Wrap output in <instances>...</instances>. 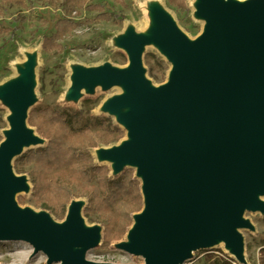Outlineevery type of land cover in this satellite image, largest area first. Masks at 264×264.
<instances>
[{
    "label": "water",
    "instance_id": "water-1",
    "mask_svg": "<svg viewBox=\"0 0 264 264\" xmlns=\"http://www.w3.org/2000/svg\"><path fill=\"white\" fill-rule=\"evenodd\" d=\"M207 17L212 29L196 46L177 33L168 38L163 27L167 51L176 42L179 71L162 94L146 88L140 57L131 70L111 67L91 78L130 87L134 110L121 118L132 125L133 139L113 157L123 162L120 171L138 166L145 182L146 209L131 241L146 264L183 263L218 238L239 252L242 213L264 210L257 199L264 191V1L223 19ZM143 40L133 47L140 55ZM13 131L0 152V240L29 241L51 263L94 264L75 249L94 246L99 228H84L79 214L57 226L14 203L26 189L10 164L26 139L22 114Z\"/></svg>",
    "mask_w": 264,
    "mask_h": 264
},
{
    "label": "rangeland",
    "instance_id": "rangeland-1",
    "mask_svg": "<svg viewBox=\"0 0 264 264\" xmlns=\"http://www.w3.org/2000/svg\"><path fill=\"white\" fill-rule=\"evenodd\" d=\"M185 1L188 7L186 11L179 9L170 0H90L101 5L97 9H80L77 13L74 12L72 16L80 21V25L59 39V46L50 45L46 48L43 45L44 38L55 32L56 20L62 16H69L63 8V1L0 0V82L13 73L20 61L34 57L37 101L31 106L30 111L37 107L51 106L82 110L85 116L90 114L109 116L113 124L125 130L124 135L117 141L91 149L90 154L93 163L107 165L109 174L115 177L122 170L114 171L110 161L98 153V148L111 147L133 139L129 137L132 125L118 116V114L125 116L134 110V102L129 99L130 87L120 80L84 91L80 98L70 101L67 92L73 69L81 65L104 64L125 70L130 63V57L119 39L126 29L134 30L135 34L145 39L140 55L142 80L150 92L162 94L178 75L179 59L176 56L173 39L170 51L149 41L150 37L146 30L148 27L154 29L151 10H161L168 16V38H172V33H177L191 46L202 43L212 29L205 30L206 20L197 10L199 6L197 0ZM101 12L110 15V19L98 18L97 15ZM162 32L164 33L163 29L159 34ZM6 114L7 110L0 101V143L5 138L3 132L7 127ZM46 142V139H42L26 150L44 146ZM16 158L11 163V171L15 177L26 182V189L14 195V203L18 208L40 212L48 216L53 224L61 226L66 222L69 206L73 201H77L82 206L81 219L85 226L99 228L101 232L94 246L76 249L80 256L94 264H146L145 258L132 250L133 242L128 237L136 218L145 212V202L141 210L133 213V222L125 234L106 246L103 242L104 221L99 218L98 213L91 214V217L84 215L87 197L80 195V189H77L79 196L69 203L65 218L59 219L34 203L31 197L33 184L29 174L30 167L17 168ZM125 167L133 169L134 175L140 178L143 186L144 180L139 167L132 164H126ZM257 199L264 201V191L258 194ZM241 221L242 225L235 228L240 237L239 252L227 249L219 241L207 248L192 251L191 257L180 264H264V210L246 208L241 215ZM0 264L57 263H51L48 256L42 250L36 251L29 241L3 239L0 240Z\"/></svg>",
    "mask_w": 264,
    "mask_h": 264
},
{
    "label": "trees",
    "instance_id": "trees-1",
    "mask_svg": "<svg viewBox=\"0 0 264 264\" xmlns=\"http://www.w3.org/2000/svg\"><path fill=\"white\" fill-rule=\"evenodd\" d=\"M62 1L69 16L56 20L55 32L44 38L46 48L59 46L58 40L80 25L72 16L74 12L101 5L90 0ZM170 1L183 11L188 8L185 0ZM97 17L110 19L106 12ZM28 122L47 140L44 146L30 148L15 160L17 168L30 167L34 203L64 219L69 203L79 196L77 189H80V195L87 197L84 215L91 217L98 213L104 221V244L108 246L112 240L120 239L132 224L133 213L144 206L141 181L129 167L111 176L107 165L93 163L90 150L121 139L125 130L113 124L109 116H85L82 110L51 106L33 108Z\"/></svg>",
    "mask_w": 264,
    "mask_h": 264
},
{
    "label": "bare ground",
    "instance_id": "bare-ground-1",
    "mask_svg": "<svg viewBox=\"0 0 264 264\" xmlns=\"http://www.w3.org/2000/svg\"><path fill=\"white\" fill-rule=\"evenodd\" d=\"M263 1L264 0H226L222 2L220 0H197V2L199 3L197 10L199 14L206 20L205 30H207L209 26V20L207 17L208 13L209 15H214L215 17H217V19H223L231 13L233 14V13L247 10L248 8L256 4H259ZM208 3L211 5V7L208 10L206 9V12H205L204 8L206 7ZM150 13L152 16V22L154 25V29L148 27L146 30V32L149 34V37H150L149 41H152L154 44L158 45L160 48L167 50L166 39L162 34H159V33L161 32L165 24H168V16L165 15L161 10H156V9L151 10ZM129 37L130 36L120 39L122 46H124L125 49L128 51V54L130 57V63L128 64L126 68L127 70H131L134 64V61H138L140 57V49L133 48L134 46H137L139 42L133 39H129ZM139 38L141 40L143 39L142 37H139ZM144 40L141 42V47L143 46L145 42ZM84 76L85 75H82L81 72H78V73L75 72V75H73L70 81L71 87L67 93V98L70 101H74L76 100V98H78L79 95L75 94L74 91L78 89L81 79ZM35 87H36V80H35L34 58L33 57H27L23 61H20L17 64L16 68H14L13 73L10 76H8L5 80L0 82V101L4 104L7 110V114H6L7 127L6 129H4V132H3L5 138L0 143V152L5 142H7L14 135L13 126L19 114H22V120L24 123V128H25V133H26V139L24 140L23 144L20 146L17 152H15V154H13L12 157L10 158V164L18 155L24 152L26 148L35 146L42 140V138L36 134V130L32 128L30 124L28 123V111L30 110L31 106L34 105L37 101ZM84 90H89V89L84 88ZM111 111H115V110L111 109ZM118 116L121 117L120 114H118ZM129 137H130V134H129ZM126 141L127 140L121 142L118 145H114L111 147H102L98 149V153L105 156V158L108 159V161H110L111 167L116 172L120 171L123 165L122 164L123 162L119 158L115 159L113 156L123 146H125ZM144 185H145V182H144ZM144 192H146L145 194H146V199H147L146 188H144ZM259 202L260 204L264 206L263 200H259ZM20 209L26 210L24 208H20ZM38 214H40V212ZM72 214H79V216L82 217V206H80L77 201H73L71 205L69 206L68 217L71 216ZM139 223H140V217H137L135 224L133 225L132 229L128 233L129 239L132 237V235L138 228ZM84 228L90 229V227H87V226L86 227L84 226ZM219 241H221V243H223L227 249H230L236 252L234 249V246L224 238L216 239L214 244L218 243Z\"/></svg>",
    "mask_w": 264,
    "mask_h": 264
},
{
    "label": "crops",
    "instance_id": "crops-1",
    "mask_svg": "<svg viewBox=\"0 0 264 264\" xmlns=\"http://www.w3.org/2000/svg\"><path fill=\"white\" fill-rule=\"evenodd\" d=\"M135 31L133 30V31H129V29H126L125 31H124V33L122 34V37L121 38H125V37H127V36H130L129 37V39H133V40H135V41H137V42H140V36H139V34H135L134 33ZM138 35V36H137ZM120 38V39H121ZM120 39H119V41H120ZM34 58V57H33ZM34 63H35V59H34ZM78 68H80V69H78ZM109 68H111V66H108V65H101V64H98V65H95V66H86V65H81L80 67L78 66V67H75L74 69H73V75H75V72L76 73H78V72H81V74L82 75H85L82 79H81V82H80V84H79V86H78V89H76L75 91H74V93L75 94H78L79 96H78V98H80V96L82 95V93L84 92V91H89L90 89H94V87H96V86H100V85H104L102 82H97V81H93V80H91V78H92V76L94 75V74H98V73H100V72H102V71H105V70H107V69H109ZM113 68H115V67H113ZM34 72H35V80H36V82H37V79H36V71H35V67H34ZM85 72H86V74H85ZM73 75H72V77H73ZM72 79V78H71ZM87 80L88 81H90L91 83H89V82H87ZM36 86H37V83H36ZM70 87H71V85H70ZM84 88L85 89H89V90H84ZM70 89V88H69ZM68 89V90H69ZM35 91H36V87H35ZM68 93V92H67ZM37 97V96H36ZM78 98H76V99H78ZM30 112V111H29ZM29 123V122H28ZM31 126V125H30ZM32 128H33V126H31ZM36 130V129H35ZM36 134L38 135V136H40L39 134H38V132H37V130H36ZM41 137V136H40ZM42 138V137H41ZM42 139H44V138H42ZM98 149H100V148H98Z\"/></svg>",
    "mask_w": 264,
    "mask_h": 264
}]
</instances>
